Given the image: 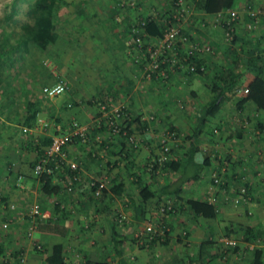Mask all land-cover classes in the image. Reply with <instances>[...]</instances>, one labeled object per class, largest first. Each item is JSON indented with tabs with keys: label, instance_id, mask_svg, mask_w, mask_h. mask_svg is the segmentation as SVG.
Returning a JSON list of instances; mask_svg holds the SVG:
<instances>
[{
	"label": "crops",
	"instance_id": "1",
	"mask_svg": "<svg viewBox=\"0 0 264 264\" xmlns=\"http://www.w3.org/2000/svg\"><path fill=\"white\" fill-rule=\"evenodd\" d=\"M239 1L237 0V6L240 4ZM248 1L254 7L260 8L261 6L264 9V0L262 3L258 0ZM6 7L2 9L1 17H4V12L10 11L11 6L7 5ZM16 10L18 11V9ZM193 15L189 17L185 26L190 29L189 31L195 33H198L197 29L201 30L199 33L204 37L209 35V22L213 16L202 11H195ZM103 17L104 13L101 18ZM119 17L120 14L115 15L114 21L121 20L124 29L120 33L123 35L133 18L130 16L124 19V15L122 18ZM13 20H1L0 26L4 25L12 32L8 23ZM25 21H31V19L26 17L23 22ZM255 24L251 26V29L255 27L254 30L245 27L251 32L244 38H239L237 44L257 52L260 51L263 54L261 56L263 61L259 63L264 66L263 19L260 18L258 24L256 26ZM15 36V43L21 44L25 41L24 37L21 39L19 32ZM101 36L104 38L101 47H105L109 36L106 34ZM115 37L112 36V39ZM3 41L1 38L0 44ZM220 41L221 38L219 40L213 38L211 42L219 44ZM93 43L89 40L88 48L93 47L94 50H98L97 55H99L100 49ZM122 43L125 44V39L116 43V47L119 45L120 47L117 48L114 56L99 55L96 63V66L99 67L97 75L93 76V72L88 74L84 71L80 75L82 80H74L71 77L68 65L66 68L59 69L63 75L55 72L54 76H51L50 71H46L38 64L41 56L39 55V58L35 51L24 50L23 46L16 55H14V51L11 54L6 48L0 50V59H2V53L7 51L6 65L0 62V253H3L4 255H2L6 259L8 258L5 261V258L0 257V264H14V254L10 252L18 249H23L26 264H41L55 243L63 244L65 261L67 257L70 260L68 264L73 263V252L71 251L75 249L76 251L81 250L85 254L84 258L90 260L106 262V264H121L120 260L124 251L121 255L116 249L111 248L112 244L109 241L111 213L125 211L124 213L132 224L124 225V230L118 229L126 231L127 228H133V221L138 214L143 219L151 211V203L147 200L143 205V212L139 213L125 193L117 196L107 191L102 197L94 198L87 187L88 181L109 177L113 178V181L128 185L130 180L133 181L140 174V178L146 180L152 190L157 189L159 184H164L168 178L148 174L147 171L142 170L143 162L159 152L156 143L162 131L170 124L175 126L182 136H186L196 129L198 123L196 114L199 108L213 96V91L208 84L210 75L221 65H226L229 60L228 53L222 55L216 52L213 53L214 55L199 54L200 62L205 65L204 76L174 72L166 80H154L140 77L139 69L132 65L131 52L126 45L122 46ZM15 56L16 59L19 58V61L14 62ZM27 59H32V64ZM253 72L245 70L241 78L244 80L245 77H251ZM46 76H48L47 79ZM58 76H62L68 83L63 98H60L59 94V96H44L40 91L41 86L51 84ZM87 88L92 91H88ZM79 93L81 97L85 93L91 99L97 97L93 103L95 109L88 107L86 102L82 101L85 96L80 99ZM109 93L113 94L115 103L124 104L129 112L139 115L141 120L138 122L139 124L135 122L130 124L138 145L126 159H123L125 149L123 144L115 138L108 140L106 131L98 126L99 112L96 102L103 94ZM242 95L241 87H237L234 95L230 99H225L220 104L217 113L211 118L209 117V122L202 126L197 137L200 149L194 153V160L201 161L202 150L213 148L217 142L222 145L221 148H229L227 152L229 167L235 165L237 160L239 164L240 156L243 155L244 162L240 160V166L238 164L236 166L240 169L247 164L245 175L253 186L251 192L253 200L240 205L242 208H233L231 203H224L216 217L210 219L199 217L192 221L186 219L188 214H184L185 218L183 219L189 233L186 243L190 250L193 249L198 253L197 248H199L200 242H203L207 237L212 240L205 248L209 255L208 260L202 258L199 261L198 258V263L194 264H207V262L225 264L223 260H218L219 255L220 257L225 255H222L221 247L217 246L215 240L217 235L224 234L225 225L229 227V225L238 224L239 226L241 223L242 227H236L234 233L229 231L230 229L225 231L234 237H237V234L238 237L243 234L245 225L254 227V230L264 229V169H262L264 168V142L260 148L259 145L247 143L248 139L245 138L250 133H256L257 140L255 141L259 143L264 141V113L257 110L248 101L236 107L234 100ZM179 99L185 100L184 108L176 106L175 102ZM69 102L71 103L67 105ZM151 114L153 117L149 118ZM73 120L85 126L88 134L86 141H74L66 147L68 158L74 159L78 163L76 174L72 175L71 173L72 177L69 178L72 185H70V189H67V181L64 182L65 176L69 172L54 165L51 182L56 184V189L48 193L43 192L37 177L32 173V164L37 157V148H42L46 144H42L44 137L49 136L50 138L53 133L64 132L69 122ZM143 122H146L145 126L142 124ZM187 140L186 137L184 141ZM185 145L186 142L179 148L180 152L185 148ZM259 148L261 152L258 151ZM137 165H141V168H138ZM204 182L205 178L201 176L194 181H184L181 187L186 195L200 196ZM137 201L134 199V203ZM33 203H38L42 210H46L47 216L41 219L34 216L35 227L31 235L26 236V225L32 218L28 214V210ZM242 209H248L251 212L244 216ZM239 219L240 223L237 222ZM168 220L173 234L179 224L177 225V220ZM2 222L7 223L5 228H2ZM36 243L40 244V249L34 247ZM181 245L183 246V243L176 242V240L169 242V246L178 251H181ZM121 246L124 247L123 244ZM127 248L128 252L130 250L134 253V259L131 260L134 264H144L137 257L139 253L137 250L130 249L131 246ZM159 248V252H163L164 247L160 246ZM239 252V248L233 252L235 259ZM193 257L197 258L198 255L193 254Z\"/></svg>",
	"mask_w": 264,
	"mask_h": 264
},
{
	"label": "trees",
	"instance_id": "2",
	"mask_svg": "<svg viewBox=\"0 0 264 264\" xmlns=\"http://www.w3.org/2000/svg\"><path fill=\"white\" fill-rule=\"evenodd\" d=\"M167 5L161 12H154V14H150L151 10L146 11L147 16L137 15V17L131 19L129 24L134 22H143L139 24L138 28L140 29L138 33L142 37L141 44L137 47L136 52L138 55L140 52L143 51L144 55L146 56L147 60H150L152 57V52L156 45V37H159L162 33V30L165 27L170 26L176 22L175 17L173 14L176 13L180 15L179 18V34H185L187 36L188 42L186 44L180 42H175L170 48L167 49H159L160 54L155 55V60L158 62L157 68L158 69H165L167 72V77L176 72L179 74H195L199 76L205 75V65L200 62L199 59V52H198V45H202L199 38V29L198 31V38H194L190 29L185 26V19L183 15L185 11L183 10L182 6L178 7L177 0H165ZM184 7L194 11H202L208 15H219L224 14L226 10L235 9L237 7L236 3L237 0H182ZM35 5L28 7V10L25 14L30 17L31 21L23 22L19 27V33L21 34V39H25L23 41V47H27L29 43L33 47L44 48L48 42H51L54 39V34L52 32V16L55 13L54 9L51 8L52 0H36ZM253 5L250 1L246 0L243 3L242 11L239 17L234 21L230 20V25L233 26V29L237 27L236 24L241 22L243 26H241L242 31L244 32L245 27L247 29H251L252 24L258 22V12L253 10ZM252 9V10H251ZM80 12L78 8L76 10V15ZM173 12V13H172ZM15 13L17 10L15 6H11L9 12H4L3 16L0 17L4 21H8L9 19L13 20ZM152 13V12H151ZM194 16L193 14H191ZM190 15V16H191ZM73 16V17H75ZM189 16V17H190ZM187 18V22L188 19ZM237 17V16H236ZM264 17V16H263ZM261 17V19H263ZM225 18H229L226 17ZM191 19V18H190ZM230 19V18H229ZM234 19V18H233ZM194 22V20H193ZM192 22V23H193ZM191 23V24H192ZM195 23V22H194ZM129 24L126 27V31L129 30ZM223 27V36L225 35L224 32L228 31L230 33V39L234 40L236 35L234 30H230V25L228 26L224 20H222L221 24ZM196 26V25H195ZM193 27V26H192ZM191 29H194L192 28ZM250 27V28H249ZM130 31V30H129ZM16 31H12L10 35H15ZM131 33V32H130ZM241 30L239 28V32ZM131 35V34H130ZM202 35V34H200ZM203 36V35H202ZM8 37V35H7ZM204 37V36H203ZM125 40V45L127 49L131 52L133 51L134 44L133 42ZM147 46L151 47L147 50ZM228 53V62L226 65L218 68L214 71L210 76V82H208L210 89L213 91L212 98L204 104L202 107L199 108V111L196 114V118L198 120L197 127L192 131V133L182 136L179 134V131L175 126L170 124L167 126L163 131L172 132V137H176L173 141L166 140L164 143L167 145V149L163 151L161 159L159 158L161 153L156 152V155H153L150 158L145 159L142 164V170L148 172V174L162 175L163 173H167V180L164 184H159L157 189L152 190V187L146 180H142L140 178V174L137 176L136 179L133 181L130 180L128 185L119 181H113V178L107 179V181L111 182L108 187H102L100 189L99 195L96 198L102 197L107 191H110L112 194L119 196L122 193H125L128 199L134 204V208L137 212H143V205L148 200L151 203L150 210L155 212V226L162 230V233L159 231H147L144 232L142 229V221L149 220L142 219V217L138 214L135 221H133L134 226L131 228V232L127 233L125 231H119L118 228H122L124 230V225L119 224L117 221V216L119 213H111L110 219V229L111 232L109 234V241L112 244V249H116L122 255V246L126 241L129 242V246L136 248V250H145L147 252L151 251L150 254L153 256L152 251L154 248L158 249V246L164 247L163 252L156 253L155 256L152 257L150 262L144 264H194L198 263L202 258H208V254L206 252V246L212 242L210 238H206L203 242L198 244L197 252L193 254H197L198 257L194 258L193 254L190 252L191 250L187 247L186 238L188 236V227L183 218H185L184 214H188L186 219L187 220H194V218H205L210 219L216 217V215L221 211V207H223L224 203H232L233 198L239 203H249L253 195L251 192L253 191V186L246 178L245 171L243 172L236 166L238 164V160L236 161L235 165L228 166L229 162V155L224 150L218 151L219 147L203 149V157L201 161L194 160V153L200 149L197 144V137L200 129L203 125L209 122V117L211 118L214 116L217 111L219 110L220 104L225 99H230L237 87L241 86V93L243 95L241 97H237L234 100V105L237 107L240 104L248 101L251 102L254 107L264 113V66L260 64L259 59L263 55L262 53L255 51L254 49L245 48L240 45L238 50L235 49H227L226 54ZM132 57H134L132 52ZM173 58L175 59L174 62L169 61L168 59ZM192 64L195 68L193 70H189L188 68L181 69V66H188ZM132 65L136 66L137 69H140L141 63L135 62L132 59ZM199 67H202L201 69ZM254 71L251 77H245L244 80L241 78L243 71ZM143 77V76H142ZM166 77V78H167ZM145 78V77H144ZM166 78H164L166 80ZM148 79H163L160 77V74L156 73ZM205 81V80H204ZM244 84V85H242ZM246 88L244 92L242 88ZM104 96V97H103ZM110 98L107 103L106 107L110 105L119 104L114 102V96L112 93L104 94L102 97L98 98L97 101H105L106 99ZM97 97H93L92 99H88V103H94V100ZM123 115L118 118V126L119 130L116 133H112L111 126L106 125L103 120H99L98 126L106 131L107 139L111 140L112 138L120 141L124 146V158L126 159L130 156L132 150L137 147V142L135 140L134 130L131 129L130 124L135 122H141L139 119V115L129 112L127 107L122 104L121 106ZM98 113V112H97ZM152 115V114H151ZM153 117V116H152ZM139 124V123H138ZM144 126L146 122L142 123ZM242 127V126H241ZM85 139L86 141L88 130L85 131ZM129 135L133 136V139H128ZM163 136V132L160 134L159 139L156 143L157 150H161V142L160 138ZM187 137V141H184ZM50 138L44 137V139L40 142L45 144L46 146L49 142ZM74 141H82L80 139H73L71 142ZM82 141V142H83ZM186 142L185 148L180 152L179 148L182 147L183 143ZM68 143V144H69ZM67 144V145H68ZM66 145V147H67ZM219 145V144H217ZM37 148V157L32 164V167L35 162L38 161L40 156L43 153V148ZM180 146V147H179ZM222 146V145H219ZM224 148V147H223ZM163 150V149H162ZM224 151V152H223ZM66 155L67 150H66ZM242 161V158L239 159ZM113 162V160H112ZM109 163V162H108ZM114 163V162H113ZM238 164V165H239ZM137 167L141 168V165H137ZM54 168L53 161H48L46 163V167L40 172L39 175H35L41 184V190L43 192H50L53 189H56V184L51 182V175L52 169ZM61 168L67 170L69 172L67 177H72V175L76 174L77 170H70L66 166H62ZM203 172L207 174L204 184L206 185L202 191L200 196H189L185 194L181 184L184 181H194L200 178L203 175ZM136 175L138 173H135ZM65 176V179H66ZM91 185H88L90 193L92 195V191L98 183V179H91ZM149 184V185H148ZM211 190V198H207L208 196L205 194L206 191L209 192ZM205 191V193H203ZM208 194V193H207ZM251 195V197L248 196ZM235 195V196H234ZM134 199H137V203H134ZM246 203V204H247ZM181 216V217H179ZM142 219V220H141ZM177 220L178 228L172 234V227L169 223V220ZM127 220V216H126ZM128 220V225L132 224ZM127 226V225H126ZM235 226V227H234ZM227 231L235 232L236 227H242L241 224H234V225H227L224 226ZM243 234L240 236V239H249L258 237V235L264 232L262 229H253L249 225H245ZM223 233L226 236H229V232ZM135 232L141 236V239H138L140 236H136ZM171 240H176V242H182L183 246L181 245V251L173 249L169 246V242ZM225 243V242H224ZM120 244V246H118ZM226 244V243H225ZM228 244V252L233 253L240 247L238 243L233 241L232 244ZM185 247V248H184ZM40 249V248H38ZM153 249V250H152ZM76 250V249H75ZM79 256V260L77 264H106V262L101 261H94L88 258H84L85 254L81 250H77ZM76 251V252H77ZM222 252V251H221ZM220 252V253H221ZM242 252V251H241ZM220 257V255H219ZM239 257V258H238ZM238 263L237 264H264L263 258V249L259 247H254L252 250H243L242 253L238 254ZM228 258V257H227ZM134 259V255L129 254V256H122L120 260L121 264H134L131 260ZM43 264H66L64 258V251H63V244L62 243H55L51 246L49 253L44 257L42 262ZM203 263V262H202Z\"/></svg>",
	"mask_w": 264,
	"mask_h": 264
},
{
	"label": "rangeland",
	"instance_id": "3",
	"mask_svg": "<svg viewBox=\"0 0 264 264\" xmlns=\"http://www.w3.org/2000/svg\"><path fill=\"white\" fill-rule=\"evenodd\" d=\"M35 1L36 0H0V17H1V13L3 12L2 9L4 7H6L7 5L15 6V8L18 9V11L14 15V20L9 21L8 26L12 29V31L15 30L18 33L20 24L25 20L26 17L30 18L27 16V14H25L28 6L29 5L32 6L33 4H35L36 3ZM130 1H132V3H130ZM258 1L260 3L263 2V0H258ZM52 2L53 3L51 5V8L54 9V11H55V13L52 16V20H51L52 21V29L51 30L54 34V39L51 42H48L44 48L43 47L42 48H39V47L35 48L32 45H30L29 43L27 44V47L25 44V47H23V48H24V50L29 51V52L35 51L38 54L37 56L39 58L41 56L40 62L38 64L41 66V68L45 69L46 71L47 70H48V72L50 71L51 76H54L53 74H55V72H56V74L63 75L62 73L59 72L60 71L59 69L61 67L66 68V66L68 65L67 66L68 72L71 73V77L74 80H76V79L82 80L80 75L84 71H86L88 74L90 72H93L92 73L93 76L97 75V72L99 69V67L96 66L98 56L103 55V54H107L108 56H114L117 48L120 47V45L116 47V43L119 42V40L123 41L124 39L126 40L127 38L130 37V31L129 30L124 31L123 35H122V33H120V32H122L124 27H122L120 19H116V21H114L115 15L120 14L119 18H122V15H124L125 16L124 19L128 18L130 16H131L130 18H134L135 16L137 17V15L147 16L146 11H148V10H151L152 13L150 12V14H154V12H161V10H163V8L168 6L167 2L165 0H52ZM239 2H240L239 6H237L235 9L232 8V9L226 10L224 12V14L215 15L212 17V19L209 22L210 23V33L207 31L209 35L203 37L202 35L199 34V38L201 40L200 42L202 43V45H200V46L198 45L199 54L205 53V54L214 55L213 53L216 52L217 54L220 53L222 55L223 53L226 54L228 48L231 50L232 49L238 50V47L240 45L237 44V40L239 38H244L251 31L249 32L247 29H244V32L242 31L241 33H238L239 28H240V30H243V29H241V26H243V24L241 22H239L238 24H236L237 27L233 29L234 30L233 32H235L236 37L234 40L230 39V42H229V39L227 37H225V35L223 36L224 30H223L222 25H220V24H221L222 20L226 19L225 16L231 17L232 20H234V21L239 17V15L242 11V8H243L242 3H244L243 0H240ZM184 4H186V3H184ZM184 4H183L182 0H179L178 7L180 8L182 6L183 10L185 11L183 18L185 19L184 23H186L187 18L191 14H195V11L189 9V7H188V9L185 8ZM105 7H106V9H105ZM77 8L80 9V12L78 13L77 16H75L77 14L76 13ZM253 10L258 12V14H259V16L257 18L258 20L264 16V9L261 6H260V8L253 7ZM102 13H104L103 18H101ZM73 16H75V17H73ZM102 19H103V22H101ZM263 22H264V17H263ZM257 24H258V22L255 24V26ZM253 28L255 29V27H252L251 30H254ZM207 29H208V27H207ZM11 33L12 32L9 30V28L5 27L4 25L0 26V40H1V38H3V40H4L0 44V50L1 49L3 50L6 48L8 52H11V54H13V51H14L15 52L14 55H16V54H18V52H20L18 50L22 49L21 46H24V45H22L23 42L21 44L15 43L14 39L16 38V36L15 35L9 36V34H11ZM17 33H15V34H17ZM191 33L195 39L198 38L197 33L193 32V31H191ZM103 34H106L109 36L108 42H107L105 47H101V44L103 43L102 41L104 40V38L101 36ZM7 35H8V37H7ZM112 36L113 37L116 36L115 38H113L114 40L112 39ZM213 38L218 39V40L221 38V41H220L221 44L220 43L219 44L212 43L211 41ZM116 39H117V42H116ZM89 40L93 41L94 42L93 44L96 45L98 47V49H100L99 55H97L98 50L97 51L94 50L93 47L88 48L89 45H87V42ZM204 44L208 46L207 50L203 48ZM123 45L125 46V44L122 43V46ZM7 51H4L2 53V57H1L2 59H0V62L3 65H6V57L5 56L7 54ZM131 55H132V51H131ZM16 58L17 57L15 56V58L13 59L14 62L19 61V58L18 59H16ZM8 60L9 59L7 58V61ZM27 61L30 64H32L33 60L27 59ZM259 61L260 62L263 61L262 57L259 59ZM58 77H60V76H58ZM140 77H141V74H140ZM47 78H48V76H46V79ZM84 86H86V85H84ZM81 87L82 86L80 85V88ZM239 87H241V86H239ZM87 89H88V91H92L91 89L89 90V88H87ZM63 93L64 92H61L59 94L60 96L59 95L58 96L60 98H63ZM79 96H80V99H82L85 96V98H83L82 101H85L86 105L88 107H91V108L94 107L93 103L87 102L88 99H90V97L87 95V93H85L83 95V97H81V95L79 93ZM175 103L177 104L176 106H179L180 108L181 107L184 108V103H186V102H185V100L179 99V101H176ZM94 109H95V107H94ZM242 121H243V119L241 120V122ZM162 132L164 133V131H162ZM249 136H250V138H249ZM245 138L250 140V142H248V140H247L246 141L247 143H251L252 145H259L260 148L263 146L264 141H262L261 143L255 141V140H257V134L256 133H253V134L250 133L249 135H246ZM252 140H253V142H252ZM217 144H218V142L215 143L214 147H219L218 151L224 150L225 152H228V150H229L228 147L221 148V146H219ZM205 146H207V145H205ZM260 148L258 149L259 152H261ZM256 154H257V152H256ZM262 156H263V154H262ZM240 158H242V162H244L243 155L240 156ZM259 158L261 159L262 157L260 156ZM263 158H264V156H263ZM246 167H247V164L244 166V168L241 167L240 170H242L244 172L245 170H247ZM262 169H264V168H262ZM245 174H246V172H245ZM161 176H165V178H167L168 174L163 173ZM202 177H204L206 179L207 174L205 172H203ZM104 179L107 180L108 177H106ZM64 182H66V179ZM106 183H107L106 185L108 187V185L111 182L107 181ZM205 184H203V188L201 189V191L203 189H205L204 188L206 186ZM71 185H72V182H71ZM206 192L208 193V191H206ZM203 193H205V191ZM207 193H205V194L207 195ZM91 196H93L94 198L97 197V195H93V194ZM248 196L251 197L250 194H248ZM251 200H253V198H251ZM246 203H243V204H246ZM243 204H242V202L239 203L238 201L235 200V198H233V204H232L233 208H235V207L242 208L240 205H243ZM242 210H243L242 212H243L244 216L248 215L251 212V211H248V209H246V210L242 209ZM124 212L125 211H122L121 213L125 214ZM155 214H156L155 212L149 211L147 213V215L145 216V219H149V220L155 222V218H156L154 216ZM125 216H127V215L125 214ZM179 217H181V216H179ZM128 220H129V218L127 217V220L125 222L126 224H128ZM145 221H147V220H143L142 223L144 224ZM237 222L240 223L241 222L240 219ZM126 224H125V226H126ZM33 229H32V231H33ZM262 230H264V229H262ZM32 231H31V233H32ZM125 232H127V233L131 232L130 228L129 229L127 228ZM31 233H30V235H31ZM261 233L262 234L258 235V237H255L252 239L251 238L243 239V240L240 239V236L238 237V234H237V237L232 236V234L231 235L228 234L229 236H226L225 234H222V233L217 235V237L215 238V240L217 241V246L221 247L222 255L223 254L225 255L224 257H219L218 260H223L225 264H230V263L237 264L238 263L237 260L239 257L237 259H235L234 254L228 252V244H227L228 242H226L225 240H231L232 242L234 241L235 243H238V246L240 247L239 254L242 253L243 250H247V252H248L249 250H252L254 247L262 248L263 249V258H264V232H261ZM30 235L26 234V236H30ZM218 238H220V239H218ZM185 242H187V239ZM219 243H220V245H219ZM36 244H34V247L36 246ZM179 244H177V245H179ZM229 244H232V243H229ZM123 245H124V247L122 248V251H124L123 256H129V254L133 253V251H130V250L128 252L127 247H130L128 241L125 240ZM187 246H188V244H187ZM159 247L160 246H158V249L157 248H154V250L152 249L153 250L152 251L153 256H155L156 253H160ZM175 247L178 248L176 245H175ZM35 248L38 249L37 247H35ZM130 249H133V247H131ZM19 251L23 252V254L25 256L23 249L14 250L13 252H10L11 254H14V259H15V254L19 253ZM135 251H136V248H135ZM71 252H73L72 258L74 259V260L72 259L73 260L72 264H77L80 254H78V251H77V255H76V250H73ZM137 252H139L138 253L139 255L137 254V257L143 263L150 262V260L153 257L150 254L151 251L147 252L145 250H137ZM190 252L192 254L195 253L193 249H191ZM2 254L0 255V257L5 258L3 256L4 254L3 255ZM8 254H9V252H8ZM7 259L5 258V261ZM2 261H3V259H2ZM68 261H70V260L67 257L66 264H68ZM204 261H206V260H204ZM25 262H26V257H25ZM41 264H43V263L41 262ZM207 264H210V263L207 262Z\"/></svg>",
	"mask_w": 264,
	"mask_h": 264
},
{
	"label": "built area",
	"instance_id": "4",
	"mask_svg": "<svg viewBox=\"0 0 264 264\" xmlns=\"http://www.w3.org/2000/svg\"><path fill=\"white\" fill-rule=\"evenodd\" d=\"M177 2L179 3V0H177ZM130 3H132V1H130ZM220 15V14H219ZM173 17H175L176 22L174 24H171L170 26L165 27V29L162 30V33L159 37H156V45L154 47L153 50V54L150 60L146 59V56L144 55L143 51L140 52V54L138 55V53L136 52V46L138 47L141 44L142 41V37L140 34L142 33H138L139 32V24H142L143 22H134V23H130L129 24V30H130V39L131 42L135 43L134 48L133 49V60L135 62H140L141 63V67L139 69L141 76L145 77V78H151V76L153 74L156 73L160 74L161 78H166L167 77V72L165 71V69H158L157 65L158 62L155 60V55L156 54H160L159 49H167L170 48L172 45L175 44V42H180L182 41V43L186 44V42H188L187 36L185 34H179V18L180 15H177L176 13L173 14ZM230 18V19H229ZM227 19H224L225 23L229 26L230 25V20H232L231 17H229ZM230 30H233V26L230 25ZM225 37L230 38V33L228 31L224 32ZM130 39H128V41H130ZM149 46H147V50H149ZM204 49H208L207 45H203ZM171 62H174L175 59L170 58L168 59ZM183 68H188L190 71L193 70L195 67L192 64H189L188 66H181V69ZM200 69L202 67H199ZM68 88V83L67 81L63 78V77H57L56 80H54L51 84H44L41 86L40 91L44 96L47 97H51V96H55L60 94L61 92L66 91ZM242 90L245 92L246 88H242ZM110 100V98L107 97V99L105 101H97L96 102V107L98 109L99 112V119L98 120H103L106 125L111 126V130L112 133H116L119 130V126H118V118L121 117V115L124 114V112H122L121 106L122 104H114V105H110L109 107L107 106L108 101ZM71 102L67 103V105H69ZM149 118H152V115L149 116ZM85 131H86V127L83 126L82 124L78 123L77 121L73 120L71 122H69V124L67 125V129L64 132L61 133H53L50 136V140L48 142V144L46 146H44L43 148V153L40 156V158L38 159L37 162L34 163L33 167H32V173L34 175H39L40 172L46 167V163L48 161H53L55 166H66L68 169L70 170H77L78 169V163L76 160L74 159H69L66 155V145L72 141L73 139H80V140H84L85 139ZM133 136L129 135L128 139H133ZM174 139H176V137H172V132H167L165 131L163 133V136L160 138V142H161V149L159 151V153H161L160 155V159L162 157L163 151L167 149V145H165V141H173ZM67 177V176H66ZM66 187L67 189H70V185H71V181L69 179V177H67L66 179ZM107 180L105 179H100L98 180L97 185H95L92 194L93 195H99L100 193V189L102 187H106V183ZM92 181H88L87 185H91ZM211 190H209L208 194H207V198H211ZM28 214L30 216H32V218L30 219V221L27 223L26 226V234L30 235L32 229L35 227V222L33 220V217H37L38 219L44 218L47 216V212L46 210H42L39 206L38 203H33L29 210H28ZM117 221L119 224H123L126 221V216L123 213L118 214L117 216ZM154 221L148 220L145 221L143 224V231L147 232L150 230L153 231H159V233H162V230L158 229L155 224ZM7 225L6 222L2 223V227L5 228ZM135 235L140 236L138 234V232H135ZM141 239V236L138 238ZM228 243H233L231 240H225ZM37 248H40V244H36ZM77 255V253H76ZM14 264H26L25 262V256L23 254V252L19 251V253L15 254V263Z\"/></svg>",
	"mask_w": 264,
	"mask_h": 264
}]
</instances>
